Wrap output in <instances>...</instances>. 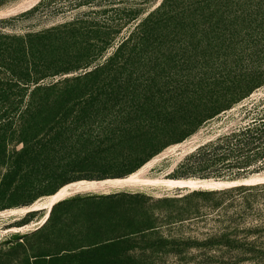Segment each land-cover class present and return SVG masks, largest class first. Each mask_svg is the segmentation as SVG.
Returning a JSON list of instances; mask_svg holds the SVG:
<instances>
[{
  "label": "trees",
  "instance_id": "trees-1",
  "mask_svg": "<svg viewBox=\"0 0 264 264\" xmlns=\"http://www.w3.org/2000/svg\"><path fill=\"white\" fill-rule=\"evenodd\" d=\"M146 2L38 0L19 14L0 17V209L30 204L93 176L83 161L98 151L86 144L103 135L136 140L139 148L128 153L123 168L131 171L264 82V67H234L238 80L224 85L208 81L214 67L176 78L151 71L164 67V40L187 19L209 18L213 1L161 0L138 18ZM54 13L68 16L36 28L32 23L20 32L6 28L16 19ZM138 67L148 68L139 74ZM77 86L98 89L99 98L76 97ZM243 109L251 117L196 147L187 158L194 165L183 161L179 175H207L204 170L212 168L213 174L234 177L264 168V97ZM73 199L54 202L31 233ZM145 229L86 230L73 234L71 244H36L40 251L29 255L27 264H145L124 256L130 247L123 244L129 234Z\"/></svg>",
  "mask_w": 264,
  "mask_h": 264
},
{
  "label": "rangeland",
  "instance_id": "rangeland-1",
  "mask_svg": "<svg viewBox=\"0 0 264 264\" xmlns=\"http://www.w3.org/2000/svg\"><path fill=\"white\" fill-rule=\"evenodd\" d=\"M37 1L0 0V17L19 14ZM160 1L141 4L138 18ZM212 1L209 18L187 19L178 25L176 35L164 40V67H153L151 71L176 78L202 67H214L208 81L224 85L238 80L234 67H264V0ZM67 16H29L10 22L6 28L20 32L32 23L31 27L36 28ZM147 68L138 67V73ZM97 91L77 86L73 93L96 100ZM262 97L264 82L128 172L123 168L128 153L139 148L136 140L103 135L100 141L86 144L98 151L83 161L93 176L78 178L58 190L63 193L57 200L74 199L65 205L67 208L56 207L41 230L31 233L46 219L52 205L48 200L58 191L41 195L27 205L0 209V264H27L29 255L40 251L36 244H71L75 241L73 234L82 231L114 233L144 227L147 229L129 234L123 243L130 247L124 256L139 263L264 264V188L260 187L264 184V168L234 177L213 174L212 168L204 170L209 172L207 175L178 173V166L196 147L243 125L252 115L244 113V105L250 106ZM187 163L194 165L195 161L191 158ZM129 176L139 182H109ZM90 181L95 182L87 184ZM236 185L252 188L235 191L232 187ZM113 193H117L115 198L102 197ZM33 207L34 212L25 213Z\"/></svg>",
  "mask_w": 264,
  "mask_h": 264
},
{
  "label": "bare ground",
  "instance_id": "bare-ground-1",
  "mask_svg": "<svg viewBox=\"0 0 264 264\" xmlns=\"http://www.w3.org/2000/svg\"><path fill=\"white\" fill-rule=\"evenodd\" d=\"M139 179H137V178H134V177H126V178H123V179H120V180H116V179H113V180H110L109 182H110V184H115L116 182H119V181H124V182H126V183H129V182H136V181H138ZM93 182H95V181H90V182H87V184L88 183H93ZM123 182V183H124ZM139 182V181H138ZM64 191V190H63ZM62 189L60 190V191H58L55 195H53V196H51L50 198H49V205H51L54 201H56L57 200V198L60 196V195H62ZM50 207V206H49ZM34 208V207H33ZM48 210V209H47ZM43 219V218H42ZM41 219V220H42ZM44 221V220H43Z\"/></svg>",
  "mask_w": 264,
  "mask_h": 264
},
{
  "label": "water",
  "instance_id": "water-1",
  "mask_svg": "<svg viewBox=\"0 0 264 264\" xmlns=\"http://www.w3.org/2000/svg\"><path fill=\"white\" fill-rule=\"evenodd\" d=\"M67 188L69 189V187H67ZM69 192H70V191L67 190V194H70ZM60 199H62V198H60ZM60 199H58V200H60ZM58 200H56V201H58ZM56 201H54V202H56ZM54 202H53V203H54ZM53 203H52V204H53ZM51 206H52V205H51ZM51 206H50V207H51ZM34 210H35V208H31V209L26 210L25 213L30 212V211H34ZM49 210H50V208L48 209V213H49ZM48 213H47V214H48Z\"/></svg>",
  "mask_w": 264,
  "mask_h": 264
}]
</instances>
